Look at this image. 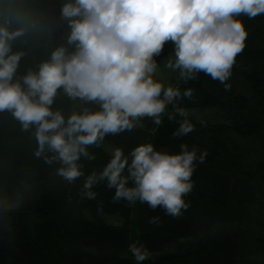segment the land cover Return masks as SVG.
<instances>
[{
    "label": "trees",
    "instance_id": "1",
    "mask_svg": "<svg viewBox=\"0 0 264 264\" xmlns=\"http://www.w3.org/2000/svg\"><path fill=\"white\" fill-rule=\"evenodd\" d=\"M0 264H264V0H0Z\"/></svg>",
    "mask_w": 264,
    "mask_h": 264
},
{
    "label": "rangeland",
    "instance_id": "2",
    "mask_svg": "<svg viewBox=\"0 0 264 264\" xmlns=\"http://www.w3.org/2000/svg\"><path fill=\"white\" fill-rule=\"evenodd\" d=\"M172 92H173V93L167 95V98H166V100H165V104H168V103H171V102H172L173 97H174V90H173ZM253 149H254L255 151L257 150L255 147H254ZM254 150H253V151H254Z\"/></svg>",
    "mask_w": 264,
    "mask_h": 264
}]
</instances>
